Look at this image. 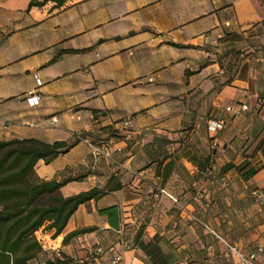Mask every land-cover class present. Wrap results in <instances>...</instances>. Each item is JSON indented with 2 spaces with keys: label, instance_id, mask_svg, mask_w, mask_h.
Here are the masks:
<instances>
[{
  "label": "crops",
  "instance_id": "obj_1",
  "mask_svg": "<svg viewBox=\"0 0 264 264\" xmlns=\"http://www.w3.org/2000/svg\"><path fill=\"white\" fill-rule=\"evenodd\" d=\"M29 1L0 0V140L71 143L34 165L39 178H72L59 195L120 184L80 203L59 234L38 228L42 246L109 264L124 237L120 264H242L193 215L243 251L264 245L250 194L264 188V0ZM241 102L238 115L225 109ZM80 137L122 148L93 163ZM110 205L112 221L98 211Z\"/></svg>",
  "mask_w": 264,
  "mask_h": 264
},
{
  "label": "trees",
  "instance_id": "obj_2",
  "mask_svg": "<svg viewBox=\"0 0 264 264\" xmlns=\"http://www.w3.org/2000/svg\"><path fill=\"white\" fill-rule=\"evenodd\" d=\"M46 1L30 0L28 7L43 5ZM54 1L60 5L65 0ZM255 50L260 51V56H264V40ZM70 146L71 143L64 140L47 142L34 137L0 140V264H30L40 254L44 258L39 264H86L68 256L51 253L35 235V231L41 226L53 229V235L59 234L80 203L97 199L120 187L118 183H111L105 187L93 186L68 196L59 195V187L72 178H39L35 174L34 165L38 159L50 161L59 153L67 151ZM258 147L264 154V137L259 141ZM228 166L230 164L223 168ZM98 211L107 214L111 221L112 218H118L119 214L116 205L98 208ZM93 229L94 225L75 228L67 232L62 241L66 242L75 235ZM123 240L128 241L121 237L119 244ZM129 244L131 245L130 242ZM94 250L99 253L102 248L97 246Z\"/></svg>",
  "mask_w": 264,
  "mask_h": 264
},
{
  "label": "built area",
  "instance_id": "obj_3",
  "mask_svg": "<svg viewBox=\"0 0 264 264\" xmlns=\"http://www.w3.org/2000/svg\"><path fill=\"white\" fill-rule=\"evenodd\" d=\"M148 79L151 80L152 77H148ZM26 94L29 97H33L35 100L40 99V95L33 89L28 90ZM258 105L260 107L264 105V95H261L258 98ZM247 107L248 105L246 103L241 102V103L228 104L225 106V109L234 115H238L241 111L245 110ZM101 117L102 115L98 114L95 118V121H98ZM54 120L55 118L51 117V122H53ZM223 122L224 120L220 119L216 123V125L220 126ZM131 125H132L131 118H125L121 121V126L124 129L128 130L131 127ZM83 139L87 142V144L90 147V152H91L93 163H96L98 161L99 156H103L110 161H114V153L118 150H121L122 148L120 145H116V143L110 140L103 141L101 143H94L86 138H83ZM161 191L167 194L173 201L178 203V198H176L169 192L165 191L164 189H161ZM199 194L201 195V193ZM250 194L252 198H254L257 202H259L261 205L264 206V188L254 187L250 191ZM192 217L198 220L206 229H208L212 234L216 235L219 239H221L225 243L227 253H231V252L235 253L244 264H258L257 260L259 258V254L264 250L263 244H259L255 250L243 251L240 248H238L236 244L228 242L225 238L219 235L213 228H211L209 224L200 220L196 215H193ZM129 247H130V244L128 241L126 240L121 241L119 249L114 252L110 260V264H120L123 258V250ZM97 250H99V248H97ZM147 264H150V263H147Z\"/></svg>",
  "mask_w": 264,
  "mask_h": 264
},
{
  "label": "rangeland",
  "instance_id": "obj_4",
  "mask_svg": "<svg viewBox=\"0 0 264 264\" xmlns=\"http://www.w3.org/2000/svg\"><path fill=\"white\" fill-rule=\"evenodd\" d=\"M43 229H46V228H43ZM40 238H41L42 241L44 240V239H42V237H40ZM46 239H47V238H46ZM43 258H44V255L40 254L37 258L31 260V261H30V264H39V263L43 260ZM240 261H241V260H240ZM241 262H242V261H241ZM242 264H244V263L242 262Z\"/></svg>",
  "mask_w": 264,
  "mask_h": 264
}]
</instances>
